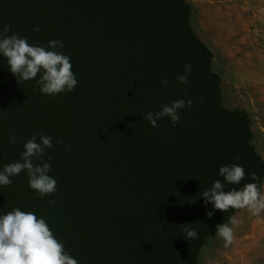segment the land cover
<instances>
[{
    "label": "trees",
    "instance_id": "16d2710c",
    "mask_svg": "<svg viewBox=\"0 0 264 264\" xmlns=\"http://www.w3.org/2000/svg\"><path fill=\"white\" fill-rule=\"evenodd\" d=\"M191 17L188 0H0V33L46 49L61 41L78 81L70 93L43 95L40 74L19 81L0 56V171L20 161L33 134L51 136L43 160L57 181L39 198L25 171L10 177L0 216L19 208L43 218L78 264H200L216 225L236 212L209 218L203 191L216 180L225 191L262 185L264 159L248 113L222 105L213 53ZM188 63L185 86L176 77ZM176 100L185 107L175 125L144 119ZM233 163L245 170L238 185L219 175ZM185 227L197 237L186 239Z\"/></svg>",
    "mask_w": 264,
    "mask_h": 264
},
{
    "label": "clouds",
    "instance_id": "9594fccd",
    "mask_svg": "<svg viewBox=\"0 0 264 264\" xmlns=\"http://www.w3.org/2000/svg\"><path fill=\"white\" fill-rule=\"evenodd\" d=\"M34 31H40L38 26ZM11 26L5 25L3 33H9ZM62 42L49 41L48 48L30 45L26 38L19 33L11 36L0 33V56L7 59L9 71L19 81L35 79L36 87L43 95L56 96L61 93H70L74 90L78 81L73 73L70 57L60 49ZM191 72V64L185 65L184 73L176 77L179 83L187 86L188 76ZM18 81V80H17ZM18 81V83H19ZM167 85V79L161 81ZM192 101L188 99L187 106L191 107ZM185 107L184 100H176L164 104L156 113L149 112L144 116L153 127L163 117H168L173 125L180 121L179 109ZM10 143L15 144V136L9 138ZM63 141L56 140L60 145ZM52 137L41 135L39 142L37 136L32 135L24 144V151L20 161L12 162L0 171V186L11 185L10 177L19 175L25 171L29 178V186L39 198L51 195L56 191L57 181L48 173L51 164L43 160L45 151L51 148ZM70 148V146H66ZM39 160L40 164L34 165L33 161ZM239 160V157H236ZM219 175L228 184H240L245 177V170L238 163L224 165L219 168ZM253 181L259 180V176L253 172L250 174ZM264 184L247 183L239 190L233 188L224 190V184L216 180L209 190L202 195L206 203L213 206V211L207 213L211 218L215 210L228 212L231 210H246L253 217H261L264 214ZM48 203L55 206L54 199ZM241 221L232 215L227 223L217 224L215 236L223 241V247L229 248L236 241L235 228ZM186 239H194L198 233L195 229L185 227L183 229ZM0 264H78V261L65 251L64 244L58 241L43 218H38L32 212H24L16 208L6 215L0 216Z\"/></svg>",
    "mask_w": 264,
    "mask_h": 264
},
{
    "label": "rangeland",
    "instance_id": "374dc122",
    "mask_svg": "<svg viewBox=\"0 0 264 264\" xmlns=\"http://www.w3.org/2000/svg\"><path fill=\"white\" fill-rule=\"evenodd\" d=\"M188 1L192 26L212 51V70L222 79V105L248 113L253 144L264 159V0ZM234 215L241 221L235 243L224 248L214 234L201 250L200 264H264V214Z\"/></svg>",
    "mask_w": 264,
    "mask_h": 264
}]
</instances>
